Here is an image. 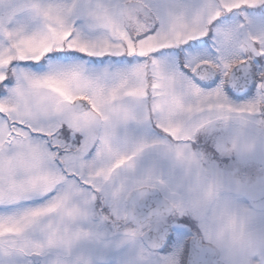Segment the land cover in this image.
I'll list each match as a JSON object with an SVG mask.
<instances>
[{"label":"snow or ice","instance_id":"snow-or-ice-1","mask_svg":"<svg viewBox=\"0 0 264 264\" xmlns=\"http://www.w3.org/2000/svg\"><path fill=\"white\" fill-rule=\"evenodd\" d=\"M249 124L264 127V0H0V264H95L78 246L96 202L157 190L168 234L144 264H264V248L207 247L241 230L226 177ZM146 152L194 164L199 195L180 167L178 186L139 174Z\"/></svg>","mask_w":264,"mask_h":264},{"label":"rangeland","instance_id":"rangeland-1","mask_svg":"<svg viewBox=\"0 0 264 264\" xmlns=\"http://www.w3.org/2000/svg\"><path fill=\"white\" fill-rule=\"evenodd\" d=\"M154 2H164V0H154ZM256 18L262 19L261 17ZM233 22L238 23L239 21L234 19ZM251 30L256 34L260 32L259 28H253ZM173 59L176 65L182 68L183 61L178 57H174ZM232 135L235 140L236 149L233 155L239 157L241 165L237 172L226 177L231 186L233 183L235 185L242 184L253 175L264 172V165L259 163L264 159V127H258L253 124L247 126L235 125ZM241 137L246 138L247 146H242ZM207 148L208 145L203 139L193 145V150L201 156L211 155L210 152L206 151ZM235 159L236 157H233V160ZM177 166L183 170L184 182L181 185L183 192L190 197L199 195L200 188L204 183V178L197 174L195 165L194 171L192 170L193 164L191 163L186 162L178 164ZM178 167L174 166L171 160L164 158L159 152H146L136 164V169L139 174H146L149 171H154L158 178L174 186H178L181 182V170ZM160 192L168 200V196L164 192ZM125 201L126 198L113 206L105 197H101L96 202L91 211L89 220L83 225L86 231H91L92 237L80 242L78 246L79 251L83 249L86 251H84L85 253H92L94 251L92 257L106 259L108 258L106 256L112 253L111 251L116 245L117 251L127 247L124 256L126 254L128 255L129 249L130 259L126 264H144V262L148 260L149 251L142 246L140 236L144 231L151 229L158 222L163 223V218L147 223L145 228L137 227L133 223L132 225H128L124 219ZM260 203V201H257V205L254 204V199L252 197L239 191L238 188L232 187V198L230 200V207L232 210L238 209L247 212L251 210L253 205L259 206ZM233 212L243 222L239 232L250 235H264V222H252L240 216L236 211ZM222 239L224 238L210 241L209 246L215 250L217 256L226 259L232 258L237 253L256 249L249 247L222 251L217 247Z\"/></svg>","mask_w":264,"mask_h":264},{"label":"water","instance_id":"water-1","mask_svg":"<svg viewBox=\"0 0 264 264\" xmlns=\"http://www.w3.org/2000/svg\"><path fill=\"white\" fill-rule=\"evenodd\" d=\"M159 190L147 193L144 196L129 197L127 200V222H132L135 226L143 228L146 223L152 222L156 218H162L161 213L167 203ZM168 234V226L157 223L151 229L145 231L141 236L143 244L150 248L157 240H163ZM215 254V250L207 246Z\"/></svg>","mask_w":264,"mask_h":264},{"label":"clouds","instance_id":"clouds-1","mask_svg":"<svg viewBox=\"0 0 264 264\" xmlns=\"http://www.w3.org/2000/svg\"><path fill=\"white\" fill-rule=\"evenodd\" d=\"M241 144L242 146H247L245 137H241ZM192 170L194 171V164ZM232 187L238 188L239 191L254 199L264 192V172L253 175L242 184L235 185L233 183ZM233 211H236L246 220L257 223L264 222V207L253 205L251 210L247 212L238 209H233ZM217 247L222 251H231L234 248H264V235H250L243 232H236L222 239Z\"/></svg>","mask_w":264,"mask_h":264},{"label":"flooded vegetation","instance_id":"flooded-vegetation-1","mask_svg":"<svg viewBox=\"0 0 264 264\" xmlns=\"http://www.w3.org/2000/svg\"><path fill=\"white\" fill-rule=\"evenodd\" d=\"M128 198H126V201H125V210H124L125 218L124 219L126 220V223L128 225H132V223H128L127 219H126V217H127V200H128ZM146 225L147 224H145V226ZM145 226H144V228H145ZM142 246L144 248H146V250L149 251V248L147 246H145L143 243H142ZM115 250H116V245H115V248L111 251L112 253H110L109 255L106 256V257H108L106 259L105 258L92 257V255H94V251L92 253L91 252L90 253H85L86 251L83 249L82 252L85 251L84 253L87 256H89L95 262V264H126L127 261L130 259V255H129L130 251H129V249H128V255L126 254L125 256H124V252L127 251V247H125V249H120L119 251H117V250L115 251Z\"/></svg>","mask_w":264,"mask_h":264}]
</instances>
